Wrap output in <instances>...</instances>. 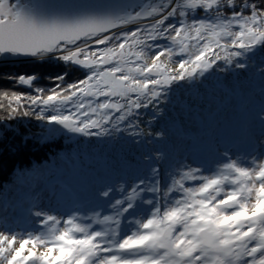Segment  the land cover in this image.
Returning a JSON list of instances; mask_svg holds the SVG:
<instances>
[{
	"label": "snow or ice",
	"instance_id": "1",
	"mask_svg": "<svg viewBox=\"0 0 264 264\" xmlns=\"http://www.w3.org/2000/svg\"><path fill=\"white\" fill-rule=\"evenodd\" d=\"M19 61L55 70L0 71L12 86L0 90V158L123 138L129 179L101 178L90 204L71 206L37 180L19 210L0 182V264H264V107L245 151L168 167L166 153L139 152L166 137L152 125L174 89L219 72L264 95V0H0V67Z\"/></svg>",
	"mask_w": 264,
	"mask_h": 264
},
{
	"label": "trees",
	"instance_id": "2",
	"mask_svg": "<svg viewBox=\"0 0 264 264\" xmlns=\"http://www.w3.org/2000/svg\"><path fill=\"white\" fill-rule=\"evenodd\" d=\"M54 70L50 66L41 67L29 62L0 67V71L18 73ZM239 78L243 80L242 76ZM236 79L235 74L225 75L217 72L198 88L188 89L181 86L174 89L173 103L168 105L159 125H152L153 130L166 129V137L153 141L150 146L142 145L139 152L158 149L166 153L167 161L164 166L168 167L169 163L185 157L194 159L196 155L202 156L203 151L208 157L216 147H228L234 141L241 143L247 138L246 141L250 143L251 137L260 128L254 120V115L264 107V95L261 94L259 81L245 83L242 87H231ZM11 87L6 81H0V90ZM17 90L28 91L24 87ZM184 114L179 123H173L170 119V117ZM191 119L196 121L193 122ZM200 126H205L204 132L192 138L182 133V128L190 133L191 128L199 129ZM207 130H210L214 136L218 134V140L208 138ZM66 159L70 162L69 165L73 166H68L65 163ZM126 159L127 145L123 138L117 142L107 139L89 141L81 137H73L44 147L30 143L22 148L19 154L13 156L5 153L0 158V168H2L0 182L5 180L13 182L14 187L12 184L9 185L11 190L7 196L9 202L19 210L27 206V201L31 197L30 186L37 180L42 185V192L51 193L49 175L52 165H56L60 168L61 174L73 185H81L84 199L90 203L94 199L97 188L100 187L101 178L109 182L121 178L129 179L125 168ZM29 164L32 166L31 173L9 176L13 165L27 166ZM76 173L78 178H71ZM57 187L59 188L58 183Z\"/></svg>",
	"mask_w": 264,
	"mask_h": 264
},
{
	"label": "rangeland",
	"instance_id": "3",
	"mask_svg": "<svg viewBox=\"0 0 264 264\" xmlns=\"http://www.w3.org/2000/svg\"><path fill=\"white\" fill-rule=\"evenodd\" d=\"M212 107H215L214 105H212ZM185 116L184 115H176L175 117H179L177 120H176V123H179L182 118ZM193 122H195L196 120L194 119H191ZM202 124V122H201ZM205 130V126H200L199 129L197 128H191L190 129V133H187L184 131V129L182 128V133L183 135H189V137H193L194 135H197L198 133H203ZM260 132V128L258 129V132L256 134H259ZM207 135H208V138H212L214 141H217L218 140V134H216L215 136L212 135L211 131L210 130H207ZM247 138L244 139V141H241V143L237 142V141H234V142H231L228 146V148H230L233 152H241V151H245L246 149H248L249 147V144L248 143L249 141H246ZM197 157H201L202 159L203 158H206V153L205 151L202 152V156H199V155H196L195 158ZM194 158V159H195ZM65 163L68 165V166H73V165H69V161L68 159L65 160ZM56 174H61V170L59 167H57L56 165H52L51 167V170H50V175H49V183L50 185L52 186V191H55L57 196L65 203H66V196L65 194L63 193V191H61L60 193H57V191L59 190V188L57 187V183L56 182H59L60 179L57 180L56 178ZM71 178H74V179H77L78 178V174L76 173L75 175H72ZM80 191L81 190V185H75ZM82 196L84 197V194H83V191H82Z\"/></svg>",
	"mask_w": 264,
	"mask_h": 264
},
{
	"label": "water",
	"instance_id": "4",
	"mask_svg": "<svg viewBox=\"0 0 264 264\" xmlns=\"http://www.w3.org/2000/svg\"><path fill=\"white\" fill-rule=\"evenodd\" d=\"M56 2H61V0H56ZM73 2H90V0H73Z\"/></svg>",
	"mask_w": 264,
	"mask_h": 264
}]
</instances>
